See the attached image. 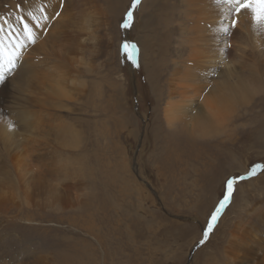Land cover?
<instances>
[{
	"label": "rangeland",
	"instance_id": "1",
	"mask_svg": "<svg viewBox=\"0 0 264 264\" xmlns=\"http://www.w3.org/2000/svg\"><path fill=\"white\" fill-rule=\"evenodd\" d=\"M40 1L0 0V16L7 31V23L18 26L27 10L36 8L33 13L39 15L44 10L48 52L51 34L76 13L72 3L89 2L98 10L94 37L81 35L90 55L75 67L85 88L63 107L55 97L47 106L50 123L58 128L65 121L80 139L62 145L55 129L37 135L45 160L41 167L59 175L52 183L33 182L27 190L8 180L9 167L0 155V187L7 192L0 199V264H188L227 194V181L264 163V26L250 11L235 13L234 5L216 3L221 18L211 44L222 58L210 66L208 79L216 78L226 59H234L227 67L238 66L241 78L233 79L242 80L249 97L219 128L200 133L185 119L169 124L163 115L169 72L186 54L179 27L192 22L185 17L184 0H139L135 8V0ZM129 11L133 20L126 29ZM60 29L63 34L74 30ZM30 45L5 82L13 94L5 104L8 115L24 102L35 105L46 90L35 79L21 77L26 62L38 69L52 64L49 54L44 57H50L49 65L40 62L45 53ZM131 45L138 67L129 59ZM63 49L72 55V49ZM59 156L69 163L59 168ZM219 216L190 264H264V171L238 180Z\"/></svg>",
	"mask_w": 264,
	"mask_h": 264
},
{
	"label": "bare ground",
	"instance_id": "2",
	"mask_svg": "<svg viewBox=\"0 0 264 264\" xmlns=\"http://www.w3.org/2000/svg\"><path fill=\"white\" fill-rule=\"evenodd\" d=\"M221 1L222 0H184V5L186 6L185 17L189 22L192 21L188 25L186 23L183 28L179 27V29H181L180 32L185 33V40L180 41V44H182L181 47L186 53L185 56H183L185 59L183 61L180 59L179 62H176V66L172 72H169L168 86L166 91H164V93H166V103L164 105L163 114L165 120L169 124H172L177 120L180 121L185 119L192 124L191 129L200 133H207L219 128L225 120L231 117L237 106L249 97L248 91L244 90L242 80L238 79L235 81L233 79L234 77L241 78L240 74L237 75L239 73L237 72L238 66H233L234 70L227 67V62L233 61L234 59H226L227 61L222 65V69L220 68L219 71L217 70L214 74L216 78H211L209 81L210 78L207 72L210 71V66L222 58V53L216 51L214 49L215 47H212L211 44V42L217 39L219 29L218 21L221 15L220 8L216 3H220ZM77 2L78 3H72L75 6V11L73 12L76 13H73L69 23L60 22L57 31L55 29L54 33L51 34L54 35L52 40L57 45L51 40L50 42L51 44L53 43V45L48 44L51 46L50 52H48L50 47L46 48L47 42L49 41L46 40L48 35L45 36V33L47 29L46 26L49 25V22L45 19L44 10H42L40 15L33 13L36 8L27 10L26 12L24 21L33 27L36 33L35 38L43 39L40 42L36 41V43L30 46L34 50H37V52L41 50L45 53L41 58L39 57L40 62H45L48 65L52 62V64L47 67L46 65H42L40 69H38L36 63L26 62V71L22 70L21 77L28 76L32 80L35 79L37 83L44 84L43 89L46 87L44 94L33 100L35 105H32L31 102H24L18 107L13 108V110H10L11 113L8 115L9 110L5 104L10 101L13 94L10 91L11 88L9 89L8 83L0 84V155L4 156L7 166L9 167L11 176L8 180L11 179L10 181H12L13 185L19 186L22 190H27L29 185L36 181L52 183L59 175L58 171L55 169L53 171L48 170L49 173L43 169L45 160L44 157L38 153L41 149L39 148L41 144L35 141L37 140V135L40 136L44 134L45 137V134L50 135L53 131L52 129H55L62 135L60 142L62 145H74L79 143L80 138L77 132L74 131V128L66 125L65 121L58 123V128H55L53 124L50 123L51 117L47 113V106L51 101L50 99L54 97L57 98V104L63 107L66 99L80 96L82 90L85 88L83 85L84 82L82 81L83 79H81L79 74L81 71L79 72L75 67L79 68V64H83L81 61H83L84 56L89 50L91 51V48L88 49L86 41L84 42V38L81 35H89V38L87 36V38L85 37L86 40H90L91 37H94L98 10L94 5L92 6L89 4V2ZM16 6L17 5H14L13 8L16 9ZM35 6L37 7V4H35ZM54 9L55 8H53V10ZM56 11H58V8L54 10V12ZM62 11H64V9ZM65 12H67V9L61 13L64 14ZM29 13H32V15H29ZM62 14L60 16L64 18L65 14ZM33 15L36 17L35 20L33 19ZM66 18L69 19V17ZM3 20L4 18L0 16V24L5 22ZM59 20L63 21L61 18H59ZM249 21L252 22V18ZM7 24L12 26L11 22ZM64 25L67 26V28L73 27L74 30L70 31L71 34H63L64 31H61L62 29L60 28L61 26L64 27ZM249 26H251V23ZM12 28L14 31L19 32L22 29V24L20 23L18 26H12ZM259 37H261V34ZM64 46L65 48L69 47V51L72 49L71 56L69 54V57L66 55V49L62 51ZM48 54L53 58L50 62H48L50 57L49 60L48 58H44ZM88 54L90 55V53ZM25 56L26 55H23L22 57ZM179 58L181 57L178 53L176 59ZM86 59H88V57L84 59V64L87 61ZM76 63H79L78 66L74 65ZM186 112L190 115L187 118L185 117ZM35 143L38 144V146H36ZM3 150H5V154H2ZM43 153L45 154V152ZM64 157L59 156V159L56 158V163L59 165V168L63 164L66 165V163H69V158L64 159ZM8 180L7 182H9ZM7 182L3 184V187L6 186L5 184ZM5 193H7L6 190L0 187V199Z\"/></svg>",
	"mask_w": 264,
	"mask_h": 264
},
{
	"label": "snow or ice",
	"instance_id": "3",
	"mask_svg": "<svg viewBox=\"0 0 264 264\" xmlns=\"http://www.w3.org/2000/svg\"><path fill=\"white\" fill-rule=\"evenodd\" d=\"M138 2L139 0H135L132 7L135 8L136 3ZM222 2L230 6L234 5L231 10L235 13H239L241 10L250 11L253 20L258 25L264 26V0H222ZM29 15H32V13H29ZM19 19L22 24V29L19 32L14 31L11 25H8L6 31L4 25L0 24V54H2V56H0V84L5 83L9 78L8 74L18 67L17 61L20 60L23 49L29 43L34 44L36 42V33L33 27L29 23L25 22L23 17H19ZM33 19H36L34 15ZM132 20L133 13L129 11L122 26L126 29L129 28L131 26ZM231 27L235 29V20H233ZM262 30H264V28H262ZM224 31L228 32V28H225ZM123 47L124 50L128 52L130 45L125 43ZM131 48L132 54L129 55V59L134 65L138 67L139 65L134 55L136 52V46L131 45ZM258 170L264 171V164H256L254 167H252L251 171L248 173V176L251 177L257 175ZM244 179H246L245 176H238L227 181V194L224 195L223 199L219 202V205L215 208V211L211 214L212 222L217 221L222 210L230 202L236 182L238 180L242 181ZM207 227L208 230L203 233V239L198 242L200 245H203L208 239L209 233L212 231L214 224L210 222L208 223Z\"/></svg>",
	"mask_w": 264,
	"mask_h": 264
},
{
	"label": "water",
	"instance_id": "4",
	"mask_svg": "<svg viewBox=\"0 0 264 264\" xmlns=\"http://www.w3.org/2000/svg\"><path fill=\"white\" fill-rule=\"evenodd\" d=\"M256 164H258V163H256ZM256 164H254L252 167H254ZM259 164H261V163H259ZM264 164V163H263ZM252 167H251V169H252ZM259 171V170H258ZM246 178H251V177H249L248 175H244ZM220 217V216H219ZM219 217H218V219H217V221H215V222H212L213 224H214V227H215V225H216V223L218 222V220H219ZM213 227V228H214ZM207 230H208V228H207ZM207 230H204V232L205 231H207ZM213 230V229H212ZM203 232V233H204ZM212 232V231H211ZM210 232V233H211ZM209 233V234H210ZM201 245L199 244L198 246H196L195 247V249L194 250H192V252H191V255L189 256V260H188V264H190V262L192 261V258H193V254L195 253V251L200 247Z\"/></svg>",
	"mask_w": 264,
	"mask_h": 264
}]
</instances>
